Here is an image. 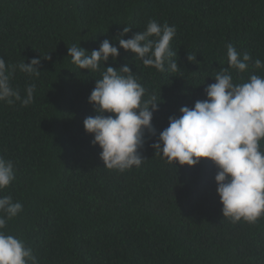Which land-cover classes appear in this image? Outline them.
<instances>
[{"label":"trees","instance_id":"obj_1","mask_svg":"<svg viewBox=\"0 0 264 264\" xmlns=\"http://www.w3.org/2000/svg\"><path fill=\"white\" fill-rule=\"evenodd\" d=\"M152 19L176 28V73L167 64L164 72L145 67L119 47L118 37ZM125 26L130 31L120 36ZM104 39L119 55L99 71L67 56L73 44L90 53ZM229 43L264 61V0H0V57L6 65L40 58L38 77L17 69L11 79L22 97L35 84L33 102L0 101V155L15 167L0 196L23 205L5 231L22 238L39 264H264V217L255 224L223 217L214 163L170 164L151 146L180 107L207 98L205 88L228 66ZM124 64L145 98L161 101L151 121L156 134L145 132L142 165L119 172L104 167L83 120L96 114L88 102L95 80ZM230 71L236 83L249 75ZM250 71L264 76V69Z\"/></svg>","mask_w":264,"mask_h":264},{"label":"clouds","instance_id":"obj_2","mask_svg":"<svg viewBox=\"0 0 264 264\" xmlns=\"http://www.w3.org/2000/svg\"><path fill=\"white\" fill-rule=\"evenodd\" d=\"M129 31L130 26H125L120 36ZM175 35L174 25L152 19L145 30L128 39H117L119 47L130 50L145 67L164 72L167 64L176 73L180 67L174 59L176 52L170 47ZM226 50L228 66L216 72L215 82L205 88L207 98L195 101L192 107H180V115L168 118V126L159 132L158 141L151 146L161 159L174 165L193 166L201 158L211 160L217 169L214 180L223 217L232 223L243 220L255 224L264 217V76L250 69H264V61L253 60L249 52H239L231 43ZM67 53L80 69L96 72L110 56L115 61L119 50L104 39L90 53L79 43L68 47ZM43 58L51 59L48 53ZM187 60L199 63L196 55L188 54ZM39 64L40 58H32L28 63L6 65L0 57V101L9 105L17 101L22 106L31 104L35 84L26 86L22 97L11 79L17 69L38 77ZM232 69L237 74L248 72V78L234 82ZM146 92L127 64L119 69L107 66L101 78L95 80L88 102L96 114L86 117L83 127L93 134L91 143L102 149L99 155L109 170L124 172L139 168L145 159L140 149L146 131L156 134L151 121L161 101L155 95L145 98ZM14 179L13 162L0 155V190ZM22 210V203L14 201L11 195L0 196V264H39L22 238L5 231L8 221Z\"/></svg>","mask_w":264,"mask_h":264}]
</instances>
